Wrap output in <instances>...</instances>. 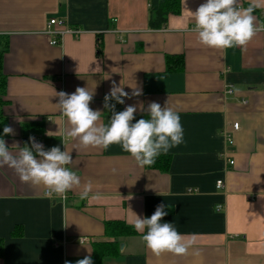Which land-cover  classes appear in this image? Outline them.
<instances>
[{"label": "crops", "instance_id": "0c3cea01", "mask_svg": "<svg viewBox=\"0 0 264 264\" xmlns=\"http://www.w3.org/2000/svg\"><path fill=\"white\" fill-rule=\"evenodd\" d=\"M205 2L186 0V7L195 11ZM248 2L242 0L243 6ZM254 15L264 23V8ZM51 18L64 19L81 35H64L52 45ZM149 19L148 0H0V48L7 45L0 121L14 129L4 138L10 151H17L14 142L31 147L23 130L28 124L42 125L30 136L45 150H65L62 135H47L65 127L55 92L94 90L90 107L105 112L107 124L104 97L113 82L130 96L132 87L142 90L124 104L110 101L117 112L167 102L184 132V142L165 154L171 155L168 171L137 166L117 144L84 149L67 138L73 157L68 167L82 182H92L98 199L81 200L79 190L67 199L45 198L43 188L0 167V264H76L89 255L86 247L92 259L93 242L106 239V221L133 226L135 215L150 217L160 204L167 212L162 222L195 234L200 255L156 256L139 233L121 238L120 257L106 264H264V255L247 247L264 235V32L246 48L218 50L199 44L190 22L189 30H181L188 19L183 0L165 27L153 29ZM168 55H182L184 69L168 72ZM146 115L139 108L134 114L137 120ZM16 228L22 236L12 235ZM84 237L86 247L80 244Z\"/></svg>", "mask_w": 264, "mask_h": 264}, {"label": "clouds", "instance_id": "9594fccd", "mask_svg": "<svg viewBox=\"0 0 264 264\" xmlns=\"http://www.w3.org/2000/svg\"><path fill=\"white\" fill-rule=\"evenodd\" d=\"M183 4L188 19L181 30H189L190 22V31L195 33L197 42L207 48H246L259 33L264 32V23H258L254 15L257 9L264 8V0H249L247 7L243 6L242 0H206L195 11L186 7V0H183ZM132 89L130 96L121 82L119 85L113 82L110 92L104 97V107L111 113L107 124L102 120L105 112L90 107L94 90L77 87L71 94L55 92L59 98L55 105L64 118L65 127L47 135H62L65 150L62 151L59 146L45 150L42 143L30 136L31 147L28 144L21 147L19 142H14L11 147L17 151L12 152L0 137V167L7 166L14 170L22 183L43 188L45 198L67 199L69 191L79 190L81 200L98 199L99 194L93 192L92 182H82L81 177L68 167L73 157L65 144L67 138L84 149H107L110 145H120L141 168L152 166L158 156L184 142L181 118L173 108L167 106V102L163 107L151 102L146 109L140 103L138 106L129 105L123 111L115 110V104L110 101L124 104L125 98L142 95V90L137 86ZM138 108L141 112H147V118L135 119ZM3 134L15 135V132L13 128L5 126ZM164 209L165 205L160 204L150 217L135 215L131 221L136 232L142 234L146 247L156 256L164 253L186 256L190 250L192 255L199 256L197 236L183 235L173 223L162 222L167 215ZM80 244L85 246L82 240ZM247 247L250 254L264 255V235L258 241H250ZM86 248L89 255L77 260L76 264H93L91 251Z\"/></svg>", "mask_w": 264, "mask_h": 264}, {"label": "trees", "instance_id": "16d2710c", "mask_svg": "<svg viewBox=\"0 0 264 264\" xmlns=\"http://www.w3.org/2000/svg\"><path fill=\"white\" fill-rule=\"evenodd\" d=\"M149 2V23L153 29H161L165 27L168 17L171 14H179L181 12V0H148ZM248 5V4H247ZM246 5V7H247ZM258 12V9L255 13ZM99 53L102 51V44L98 45ZM7 51V45L0 48V96L6 94L7 77L3 71L4 54ZM168 72L183 70L185 60L182 55H168L166 58ZM2 99L0 100V102ZM147 118V115L145 116ZM6 120L0 121V137L3 139V129L7 125ZM41 124H28L24 126L26 139L37 132H41ZM171 165V155L161 154L156 158V162L152 166H145L148 169H156L160 171H168ZM22 229L16 228L12 233L13 236H22ZM139 235L135 228L128 225L124 221L113 220L105 222V240L93 242V264H106L110 259H118L120 257L121 238ZM4 256L3 240L0 239V258Z\"/></svg>", "mask_w": 264, "mask_h": 264}, {"label": "built area", "instance_id": "2783aa9c", "mask_svg": "<svg viewBox=\"0 0 264 264\" xmlns=\"http://www.w3.org/2000/svg\"><path fill=\"white\" fill-rule=\"evenodd\" d=\"M47 33L50 34L52 36V41L51 44L52 45H59L61 43L62 38L64 37V35H72L74 38H78L81 33L82 30L76 27H72L70 26L64 19L62 18H51L48 22V29H47ZM233 129L234 130H238L239 129V124L238 123H234L233 124ZM228 137V140L230 141V135H226ZM36 139V138H35ZM231 164H234V161H230ZM225 186V183L223 180H219L217 182V187L219 189L223 188ZM80 240L87 242L89 241L88 238L84 237L81 238Z\"/></svg>", "mask_w": 264, "mask_h": 264}, {"label": "water", "instance_id": "95a60500", "mask_svg": "<svg viewBox=\"0 0 264 264\" xmlns=\"http://www.w3.org/2000/svg\"><path fill=\"white\" fill-rule=\"evenodd\" d=\"M120 247L122 248V247H124V245H123V244H121V246H120Z\"/></svg>", "mask_w": 264, "mask_h": 264}]
</instances>
